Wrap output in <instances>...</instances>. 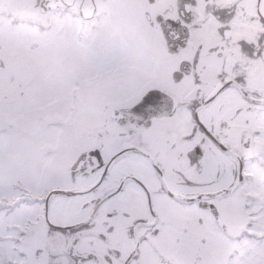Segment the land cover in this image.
I'll return each instance as SVG.
<instances>
[{
	"label": "snow or ice",
	"instance_id": "obj_1",
	"mask_svg": "<svg viewBox=\"0 0 264 264\" xmlns=\"http://www.w3.org/2000/svg\"><path fill=\"white\" fill-rule=\"evenodd\" d=\"M0 264H264V0H0Z\"/></svg>",
	"mask_w": 264,
	"mask_h": 264
}]
</instances>
